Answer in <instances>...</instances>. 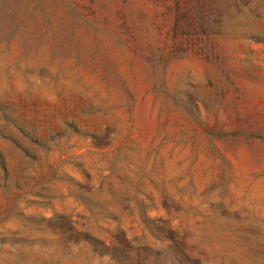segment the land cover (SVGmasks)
Masks as SVG:
<instances>
[{
	"label": "rangeland",
	"instance_id": "374dc122",
	"mask_svg": "<svg viewBox=\"0 0 264 264\" xmlns=\"http://www.w3.org/2000/svg\"><path fill=\"white\" fill-rule=\"evenodd\" d=\"M0 264H264V0H0Z\"/></svg>",
	"mask_w": 264,
	"mask_h": 264
}]
</instances>
